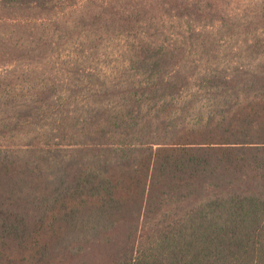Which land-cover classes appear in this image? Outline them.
I'll return each mask as SVG.
<instances>
[{
	"label": "trees",
	"instance_id": "16d2710c",
	"mask_svg": "<svg viewBox=\"0 0 264 264\" xmlns=\"http://www.w3.org/2000/svg\"><path fill=\"white\" fill-rule=\"evenodd\" d=\"M0 0V264H264V0Z\"/></svg>",
	"mask_w": 264,
	"mask_h": 264
},
{
	"label": "rangeland",
	"instance_id": "374dc122",
	"mask_svg": "<svg viewBox=\"0 0 264 264\" xmlns=\"http://www.w3.org/2000/svg\"><path fill=\"white\" fill-rule=\"evenodd\" d=\"M249 1V0H248ZM251 2V1H249ZM235 6L239 7L245 5V2L238 1L234 3ZM242 8H247L243 6ZM105 255L102 254L100 249H98V252H91L89 254H86L84 257L80 259L81 264H104L105 262Z\"/></svg>",
	"mask_w": 264,
	"mask_h": 264
}]
</instances>
